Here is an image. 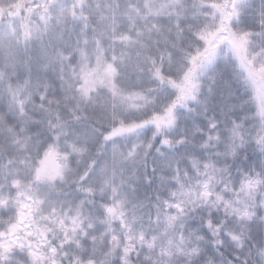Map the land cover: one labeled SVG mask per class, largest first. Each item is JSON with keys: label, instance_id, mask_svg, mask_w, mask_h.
I'll return each instance as SVG.
<instances>
[{"label": "snow or ice", "instance_id": "1", "mask_svg": "<svg viewBox=\"0 0 264 264\" xmlns=\"http://www.w3.org/2000/svg\"><path fill=\"white\" fill-rule=\"evenodd\" d=\"M0 264H264V0H0Z\"/></svg>", "mask_w": 264, "mask_h": 264}]
</instances>
